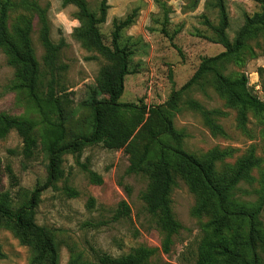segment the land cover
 Returning <instances> with one entry per match:
<instances>
[{
	"label": "rangeland",
	"instance_id": "obj_1",
	"mask_svg": "<svg viewBox=\"0 0 264 264\" xmlns=\"http://www.w3.org/2000/svg\"><path fill=\"white\" fill-rule=\"evenodd\" d=\"M9 1L10 33L15 34L19 26H31L34 55L43 74L40 97L46 98L51 84L56 96L69 98L63 141L84 132L89 135L93 129L89 105L92 91H96L98 98L106 97L101 87V70L111 62L79 35L86 29L87 19L80 17L74 4L63 0ZM85 1L92 12L99 14L101 0ZM108 4L106 21L99 25V30L103 42L111 47L114 21L123 20L137 9L134 23L121 31L118 41L120 46L131 50V73L125 76L119 101L159 106L181 134L179 141L160 136L161 143L168 147L182 148L201 159L208 158L213 151H227L214 166L213 178L222 185L230 181L239 162L254 153L260 159L259 165L230 192L234 206L253 209L264 193V111L249 109L242 122L239 107L228 103L217 87L213 72L205 74L192 87L182 89L204 57L225 50L216 32L220 24L216 0H108ZM225 4L229 17L226 35L234 41L246 17L261 11L262 3L225 0ZM39 9L45 12L52 41L62 45L53 65L47 61L42 42ZM260 68H264V30L249 38L241 57L225 62L220 71L234 79L245 76L248 89L264 101V75L260 76ZM52 72L56 82H52ZM19 82L16 67L0 48V113L35 122L37 138L30 157L24 153L23 138L17 130H10L0 139V206L15 214L19 208L29 206L36 188H43L34 221L54 237L58 264H70L71 249L94 264H105L136 255L143 248L150 251L149 264H195L202 249L211 250L217 264H236L232 256L221 255L220 251L222 246L236 249V242L241 240L236 237L247 236V221L234 217L230 226L216 233L213 223L219 216L216 205L196 213L200 196L177 171H174L171 207L181 226L172 234L159 216L149 210L144 198L150 182L148 172L131 171L130 154L124 149L91 144L75 152L65 151L61 156V175L49 183L48 145L61 135V128L56 126L58 113L48 104L41 111L28 89ZM207 113L220 129L208 125ZM146 142L147 138H143L141 145ZM159 149L160 146H154L148 158L150 163ZM91 172L101 177L102 183ZM122 203L127 204L128 212L119 216L117 211ZM258 220L264 237V208ZM6 222L0 216V250L4 254L0 264H36L35 249L23 243ZM257 255L264 264V248L258 247ZM247 259L251 260V256ZM238 264L243 263L238 261Z\"/></svg>",
	"mask_w": 264,
	"mask_h": 264
},
{
	"label": "trees",
	"instance_id": "obj_2",
	"mask_svg": "<svg viewBox=\"0 0 264 264\" xmlns=\"http://www.w3.org/2000/svg\"><path fill=\"white\" fill-rule=\"evenodd\" d=\"M63 1L66 4H74L78 8L80 17L87 19L86 29L79 34L85 43L98 50L111 62L101 70V87L106 97L98 98L96 91H92L89 104L93 117L92 131L89 135L84 132L71 136L68 142L63 141V134L65 132L64 124L69 114L67 110L69 98L67 95L63 99L56 96L54 86L51 84L48 87L46 98L40 97L39 92L44 84L43 74L34 55L30 37L31 26L30 24L19 26L15 34L10 33L7 23L10 1L3 0L0 3V48L6 51L10 63L17 69L19 83L28 89L41 111L44 110V104H48L58 113L56 126L61 128V135L48 145L50 161L48 182L51 183L60 177L61 156L65 151L75 152L81 146L91 144H103L110 149H124L130 154L131 171L148 172L150 182L144 198L149 210L159 216L169 234L176 232L181 226L175 219L171 207V192L175 184L174 171H177L186 177L192 191L200 196L196 213L201 214L216 205V212L219 214L213 222L216 233H222L225 228L230 226V221L234 217H242L247 221L249 227L247 236L238 235L236 240L238 238L241 240L236 242V249L222 246L220 254L232 256L236 260V264L238 261L243 264H261L257 249L258 247L264 248V237L258 227V217L264 208V193L251 210H246L242 206H234L230 201L231 190L240 181L249 178L248 172L259 165L260 159L255 157L254 153H250L239 162L230 181L226 185H222L213 178L214 166L217 160L228 154L227 151H213L208 158L201 159L187 153L182 148L168 147L162 144V137H172L177 141L181 137V134L175 131L171 118L159 106L147 107L146 105L140 106L119 101L125 88V76L131 73L129 69L131 50L120 46L118 41L121 31L134 23L137 9L123 20L114 21L113 47H111L103 42L99 30V25L106 21L109 9L108 0H101L99 14L92 12L85 0ZM260 2L262 3L261 11L247 16L235 40L231 41L226 35L229 17L225 0H216L220 14V24L216 32L219 42L225 50L215 56L204 57L193 76L182 87V89H188L205 74L213 72L217 87L226 96L228 103L239 107L242 122H245L249 109L264 111V101L248 89L245 76L240 79L226 76L220 71V66L230 60L239 59L242 50L247 46L248 39L257 36L260 31L264 30V0H260ZM39 15L42 21L41 37L46 48L47 61L53 65L62 45L52 41L50 26L44 10L39 9ZM259 74L263 77L264 68H260ZM55 79L53 74L52 82H56ZM192 105L204 112L200 105L196 103ZM146 114L149 115L147 118H145ZM205 118L213 129H220L209 113ZM35 128L36 123L29 119L10 117L0 113V139L5 137L10 130H17L23 138L24 153L28 157L34 153L37 146ZM143 138H147V142L141 145ZM154 146H160V152L156 159L150 163L148 158ZM147 164L149 165L148 169ZM91 174L98 183H102L101 177L94 172ZM42 190L43 188H36L31 194L29 206L19 208L15 214H10L8 209L1 205L0 216L6 218V225L16 233L23 243L29 244L35 249L36 254L33 261L36 264H58L59 252L54 237L46 227L40 226L34 221L35 208ZM72 193L76 194L77 192L72 191ZM117 212L119 216L127 214V204L122 203ZM217 213L216 215H218ZM71 253L70 264H94L86 260L82 253H75L74 249H71ZM149 255L150 251L143 248L136 255L130 254L109 263L105 261V264H149L147 262ZM3 256L4 254L0 250V257ZM250 256L251 260L247 259ZM195 264H217V259L211 250L202 249Z\"/></svg>",
	"mask_w": 264,
	"mask_h": 264
}]
</instances>
